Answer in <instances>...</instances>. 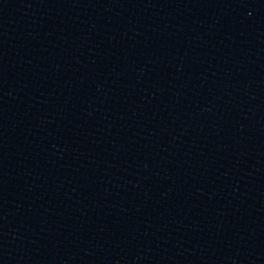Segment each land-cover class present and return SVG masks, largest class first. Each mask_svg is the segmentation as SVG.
<instances>
[{"label": "water", "instance_id": "95a60500", "mask_svg": "<svg viewBox=\"0 0 264 264\" xmlns=\"http://www.w3.org/2000/svg\"><path fill=\"white\" fill-rule=\"evenodd\" d=\"M0 264H264V0H0Z\"/></svg>", "mask_w": 264, "mask_h": 264}]
</instances>
